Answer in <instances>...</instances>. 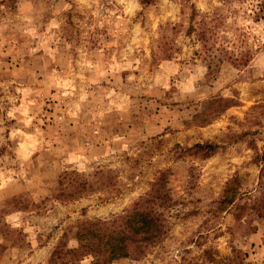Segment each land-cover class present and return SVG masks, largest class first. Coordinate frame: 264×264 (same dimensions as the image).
<instances>
[{"label": "rangeland", "instance_id": "obj_1", "mask_svg": "<svg viewBox=\"0 0 264 264\" xmlns=\"http://www.w3.org/2000/svg\"><path fill=\"white\" fill-rule=\"evenodd\" d=\"M241 1L0 0V264L67 262L160 173L164 235L110 264H264V9ZM214 14L246 65L202 52Z\"/></svg>", "mask_w": 264, "mask_h": 264}, {"label": "trees", "instance_id": "obj_2", "mask_svg": "<svg viewBox=\"0 0 264 264\" xmlns=\"http://www.w3.org/2000/svg\"><path fill=\"white\" fill-rule=\"evenodd\" d=\"M250 5L253 7L251 14L263 12L264 0H252ZM250 5L247 3L245 9ZM213 20L216 24L211 26L210 23ZM221 24L222 21L216 14L209 20L203 16L197 21L196 36L202 52L207 53L217 46L222 55L231 63L246 65L252 55L251 50L240 49L238 51V48H235V42L231 40L232 36L225 38L217 30ZM190 29H193V26ZM255 47L259 48L258 45ZM196 146L201 147V145ZM164 184V174L160 173L152 183L150 191L136 200L123 213L111 219L85 220L77 231L79 245L68 248L58 245L52 251L50 261L56 262L60 256L67 255L68 261L62 264H81L82 257L91 255L90 264H110L120 257L142 254L146 247L155 244L166 231V220L157 208V200L160 197L166 200L168 197L166 192L162 194V190L159 192ZM224 200H227L226 203L231 202L232 197Z\"/></svg>", "mask_w": 264, "mask_h": 264}]
</instances>
